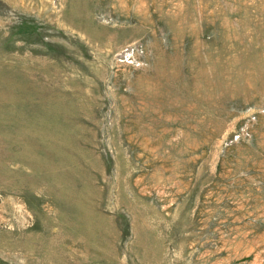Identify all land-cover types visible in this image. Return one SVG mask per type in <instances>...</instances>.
Listing matches in <instances>:
<instances>
[{
  "label": "rangeland",
  "instance_id": "rangeland-1",
  "mask_svg": "<svg viewBox=\"0 0 264 264\" xmlns=\"http://www.w3.org/2000/svg\"><path fill=\"white\" fill-rule=\"evenodd\" d=\"M0 264H264V0H0Z\"/></svg>",
  "mask_w": 264,
  "mask_h": 264
}]
</instances>
